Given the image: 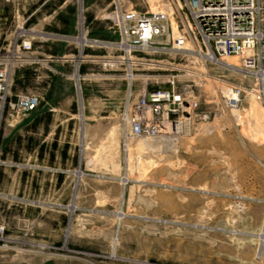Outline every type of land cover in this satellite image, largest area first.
Here are the masks:
<instances>
[{
	"label": "rangeland",
	"instance_id": "1",
	"mask_svg": "<svg viewBox=\"0 0 264 264\" xmlns=\"http://www.w3.org/2000/svg\"><path fill=\"white\" fill-rule=\"evenodd\" d=\"M67 1L69 30L53 37L65 45L62 60L48 61L38 47L40 60L25 62L16 40L0 41L7 100L41 97L21 117L0 98V264H264L263 77L243 72L237 57L136 52L129 61L123 51L80 44L83 28L88 39L115 36V3ZM121 3L165 10L171 20L179 9L178 0ZM49 65L53 78H45ZM172 75L198 101L188 129L125 142V107L145 90L169 88ZM230 85L243 88L238 108L225 104ZM10 163L21 175L22 220L3 209Z\"/></svg>",
	"mask_w": 264,
	"mask_h": 264
},
{
	"label": "built area",
	"instance_id": "2",
	"mask_svg": "<svg viewBox=\"0 0 264 264\" xmlns=\"http://www.w3.org/2000/svg\"><path fill=\"white\" fill-rule=\"evenodd\" d=\"M11 2L12 0H5ZM177 17L165 10L137 11L123 9L121 0H114L115 10L109 29L111 39H88L100 47L124 52V59H133L136 52L191 53L203 61L227 62L240 59L239 68L264 79V0H178ZM115 33H118L117 35ZM79 38V37H77ZM20 41V42H19ZM33 39L23 34L15 43L18 57L25 62L35 60ZM115 60L116 57H110ZM22 59V60H23ZM29 60V61H28ZM0 62V98L8 103L10 115L21 117L34 111L41 103L36 93L20 94L7 100L10 69ZM177 76L169 77V88L145 90L122 113L124 141L156 134L172 135L185 132L195 116L198 101L178 88ZM243 97L240 85L225 90L227 107H239ZM5 226L0 223V241L6 242Z\"/></svg>",
	"mask_w": 264,
	"mask_h": 264
},
{
	"label": "crops",
	"instance_id": "3",
	"mask_svg": "<svg viewBox=\"0 0 264 264\" xmlns=\"http://www.w3.org/2000/svg\"><path fill=\"white\" fill-rule=\"evenodd\" d=\"M67 2V0H12L11 2L0 0V41L21 40L23 34H26L33 40L45 41L41 46H36L35 51H32V54L36 57L35 60H40L38 55L41 51L37 50L39 49L38 47L42 51H45L48 61L62 60V57L60 58L59 56L65 54V45L59 43L53 37L64 35L69 30L70 21L63 11V8L67 6ZM77 40L80 44H85L88 41L84 36H81ZM54 57H57V59ZM49 66L47 67L48 70L45 78H53L57 70L54 67L55 65ZM30 68H33V65ZM24 75L25 73H18L16 74V78H21ZM37 77L40 78L42 76ZM55 109L58 112H68L61 108ZM67 114L70 113L68 112ZM14 133L16 134V130ZM7 167L14 170L8 175L11 177L9 187L7 185L1 194L4 202L3 209L14 210L15 214L17 211L19 213L18 219L22 220L21 211L23 207L21 200L23 198H21V188L18 187V184L20 185L21 183V175L19 176L18 169L16 170L15 165L12 163L8 164Z\"/></svg>",
	"mask_w": 264,
	"mask_h": 264
},
{
	"label": "bare ground",
	"instance_id": "4",
	"mask_svg": "<svg viewBox=\"0 0 264 264\" xmlns=\"http://www.w3.org/2000/svg\"><path fill=\"white\" fill-rule=\"evenodd\" d=\"M77 39H79V38H77ZM92 44V43H91ZM129 61H131V59H128ZM230 64H232V63H230V62H228V65H230ZM234 68V67H233ZM193 76H198V74H193ZM235 108H238V107H235ZM239 117V116H238ZM128 180H126V182H127Z\"/></svg>",
	"mask_w": 264,
	"mask_h": 264
}]
</instances>
